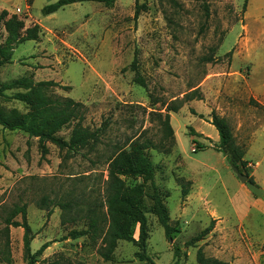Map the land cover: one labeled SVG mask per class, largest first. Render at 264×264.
Returning a JSON list of instances; mask_svg holds the SVG:
<instances>
[{
  "label": "rangeland",
  "instance_id": "rangeland-1",
  "mask_svg": "<svg viewBox=\"0 0 264 264\" xmlns=\"http://www.w3.org/2000/svg\"><path fill=\"white\" fill-rule=\"evenodd\" d=\"M55 1L0 0V11L18 14L25 27L38 24L42 29L39 39L19 44L11 61L0 66V86L29 75L69 86L54 87L50 94L82 103V124L95 130L98 139L74 150L45 140L47 152L42 154L38 137L0 125V229L9 210L25 204L31 252L48 242L35 264H147L134 258L136 246L125 240L118 241L113 260L105 261L98 253L100 239L67 235L87 226L75 202L103 201L107 159L138 136L159 143L160 123L153 113L181 103L169 112L173 139L164 141L163 149L147 151L155 182L167 194L170 223L178 231L166 238L145 197L146 252L155 264H196L198 249L207 257L238 258L228 254V247L243 245L236 239L240 230L233 224L230 201L239 179L217 150L219 139L194 136L204 145L194 151L188 132L193 127L218 135L209 123L211 112L224 114L236 142L248 145L245 159L251 165L259 160L254 171L264 178V134L259 128L264 123V0H115L111 6L83 1L43 14L42 7ZM4 38L1 27L0 44ZM133 61L144 85L134 81ZM16 91L23 89L3 91L0 108L28 110L9 97ZM191 92L194 97L186 99ZM74 123L57 135L68 139ZM245 125L248 137H242ZM138 181L127 179L128 184ZM260 182L254 181L263 188ZM182 185L188 190L185 197ZM146 191L151 192L149 184ZM62 203L68 207L62 209ZM76 213V220H70ZM251 214L263 236L264 212ZM15 219L21 221V216ZM9 250V264H28L22 227H9ZM258 259L264 264L263 252ZM0 264L8 263L0 258Z\"/></svg>",
  "mask_w": 264,
  "mask_h": 264
},
{
  "label": "trees",
  "instance_id": "trees-1",
  "mask_svg": "<svg viewBox=\"0 0 264 264\" xmlns=\"http://www.w3.org/2000/svg\"><path fill=\"white\" fill-rule=\"evenodd\" d=\"M94 1L111 6L115 0H56L44 5L41 9L45 15L51 14L60 8L72 3ZM140 6H144L141 4ZM245 6V4H244ZM139 14V7H136L135 15ZM5 30L4 41L0 44V66L11 61L14 49L27 40H37L42 34V29L38 24L25 27L23 18L16 13H9L6 9L0 11V28ZM136 72L134 81L140 85L145 84L144 78L136 70L135 61L130 65ZM54 87L69 88L53 80L35 81L33 75L22 76L9 83L0 86V95L5 96L3 91L7 89L20 88L23 91L14 92L10 98L24 103L28 110L20 112L15 108L5 110L0 108V125L9 130H22L29 136L38 137L42 154L47 152L43 142L48 140L57 145L60 149L74 150L76 147L86 145L89 142L95 143L98 139L95 130L82 124L81 107L82 103L70 97H53L50 92ZM194 92L185 96L192 99ZM181 104V103H180ZM178 106L168 105L164 113H153L160 123L161 138L159 143L147 137H136L129 141L128 148L118 147L111 157L107 159V177L103 185V201H88L83 206L75 202L77 212H83V217L87 219L86 228L71 229L68 237L72 239L90 235L92 240L100 239L101 246L98 248L99 255L110 261L114 258V249L118 241L125 240L136 246L133 253L134 258L147 264H155L146 252V243L149 238L148 221L144 211V199L148 197L151 201L150 210L156 217L157 222L164 229V234L168 240L172 239V234L178 228L170 223L168 208L165 203L167 194L162 193L155 182V167L148 154V149H163V142L173 139V129L170 124L169 112H176ZM202 117V115H199ZM75 120L68 139L57 135V132L71 124ZM211 125L215 127L219 136L217 150L222 152L230 166H236L239 170L249 176L247 161L244 159L245 146L237 143L233 135V129L224 116H220L214 111L211 112ZM192 138L194 151L203 148L194 136H201L189 127L188 132ZM127 179L139 180L133 184H128ZM147 184L150 185L151 192L146 191ZM181 194L185 197L188 190L183 188ZM264 196V194H263ZM62 209H66L68 204L62 203ZM104 208V209H102ZM77 214L70 217L76 220ZM20 215L21 221L15 217ZM4 226L0 229V258L5 263H11L9 250V227L23 228V247L28 264H35V257L43 252L48 246L44 242L35 252H31L30 242L33 236L26 221V205H15L3 219ZM138 229L137 238L134 236L135 229ZM210 227H207L194 239H200ZM178 255V249L174 251ZM196 264H231L229 261L220 260L215 257H207L201 249L196 254Z\"/></svg>",
  "mask_w": 264,
  "mask_h": 264
},
{
  "label": "crops",
  "instance_id": "crops-1",
  "mask_svg": "<svg viewBox=\"0 0 264 264\" xmlns=\"http://www.w3.org/2000/svg\"><path fill=\"white\" fill-rule=\"evenodd\" d=\"M221 116H224L222 114ZM261 130H263L264 134V123L259 127ZM243 134L242 137H248V126H243ZM196 132L200 133L202 132L201 136L204 139H209V140H216L219 139V136L216 135L215 133H203L202 130L198 131L195 130ZM204 136V135H207ZM254 132L252 133V135ZM233 135L236 138V134L233 131ZM207 137V138H206ZM247 146L246 145V150L245 154L247 153ZM245 154H244V159H245ZM247 161V165H250L253 167L251 168L249 175L252 176L253 180L257 183L258 179H261V186L263 187L264 190V178L262 176H258L256 172L254 171L255 167L259 164V160L255 162V165H251V163ZM264 194V193H263ZM262 196H257L255 195L248 187L246 184L241 183L238 181L237 187L233 192V195L230 197L231 204L233 206L234 212H235V219L236 221L233 222V224L236 225V229L238 228L240 231L238 232V236L236 239H240L243 241V245L239 247L235 243L233 246L228 247V254L231 256L232 254L234 256H237L238 258L234 259L229 257L226 259L224 257L225 254L220 255V259L229 261L231 264H262L261 261H259V256L261 257V253H264L263 249H256L255 247H259L258 243H260V246L264 245V235L261 236L259 233L256 232L254 228V222H255V217L251 214L252 210L258 211L259 209L264 212V201L261 199ZM223 219V218H222ZM262 219V218H261ZM221 220V219H220ZM224 220V219H223ZM258 223V221H257ZM220 224L218 223V226ZM260 226H262V229H264V220L260 221ZM221 228V227H220ZM224 253V251H223ZM223 256V257H222ZM241 257L247 258L248 262L246 259H242Z\"/></svg>",
  "mask_w": 264,
  "mask_h": 264
},
{
  "label": "water",
  "instance_id": "water-1",
  "mask_svg": "<svg viewBox=\"0 0 264 264\" xmlns=\"http://www.w3.org/2000/svg\"><path fill=\"white\" fill-rule=\"evenodd\" d=\"M231 169L233 170V172L236 174V176L238 177L239 181L243 184H246L247 187L257 196H262L264 193L263 188L257 186L254 182H252L249 179V176L243 172H241L239 170L238 167L236 166H231Z\"/></svg>",
  "mask_w": 264,
  "mask_h": 264
}]
</instances>
